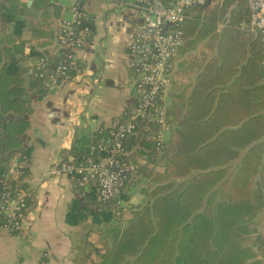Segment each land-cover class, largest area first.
<instances>
[{
    "label": "trees",
    "instance_id": "trees-1",
    "mask_svg": "<svg viewBox=\"0 0 264 264\" xmlns=\"http://www.w3.org/2000/svg\"><path fill=\"white\" fill-rule=\"evenodd\" d=\"M51 1L34 0L32 8L40 15L30 16L31 22L17 19L12 12L6 18L15 27L6 35L7 47L0 51V196L6 186L16 191L26 184L32 148L24 139L33 108L31 100L23 98L28 69L22 61L47 55L37 47L26 55L25 46L34 39L40 47L53 41L52 14L45 7ZM7 2L12 6L15 0ZM55 4L58 11L60 5ZM209 5L203 15L182 24L184 50H200L206 63L181 121L185 127L162 150L169 163L162 180L182 181L160 185L151 206L126 228L113 229L116 246L102 264H264L256 251L264 247V230L259 229L264 212V41L240 26L250 20L246 0ZM226 15V25L218 31ZM34 76L31 87L41 93L47 89L44 80L35 71ZM135 121V133L125 140L127 151L140 124L155 123ZM108 137L106 143L111 130ZM88 141L87 136L79 140L84 145ZM79 142L75 148L84 153L73 160L102 157L91 147L81 148ZM96 142L103 141L100 137ZM243 149L240 167L227 177L228 165ZM13 163L24 164L25 173L10 180ZM90 189L95 192L94 185ZM123 193L108 202L110 207L123 199Z\"/></svg>",
    "mask_w": 264,
    "mask_h": 264
},
{
    "label": "crops",
    "instance_id": "crops-1",
    "mask_svg": "<svg viewBox=\"0 0 264 264\" xmlns=\"http://www.w3.org/2000/svg\"><path fill=\"white\" fill-rule=\"evenodd\" d=\"M75 2L88 10L94 21L90 40L76 51L77 68L70 70V77L59 79L57 84L46 85L43 81L47 89L39 93L31 84L35 80L34 65L40 57L30 56L22 61L28 69L25 96H29L27 100H31L33 108L24 140L32 150L29 171L23 179L25 187L18 188L31 199L32 225L29 230L17 233L0 231V264H39L42 260L47 264H102L103 257L111 256L116 246L113 229L126 228L138 213L151 206L160 185L182 181L171 177L163 181L161 177L169 165L162 150L185 127L181 121L206 63L200 50H184L186 39L172 60L170 85L163 98L169 123L163 144L156 145V123L140 124L137 138L128 145L126 157L134 172L121 201L110 207L92 189H83L64 174L51 173L56 163L82 156L84 152L75 148L81 138H89L85 145L79 142L81 148L92 149L96 145L92 143H98L96 139L108 141L116 119L128 121L136 117L138 90L130 64L133 25L138 17L135 0H52L45 7L52 14L53 41L40 47L34 39L26 44L25 54L37 47L51 62L58 63L61 59L57 47L58 20L71 17V5ZM33 3L34 0H15L12 12L7 0H0V51L7 47L6 35L15 27L14 21L6 19L7 15L12 12L17 19L32 20L30 16L40 15L32 8ZM54 3L60 5L58 11ZM204 9L195 11L191 17L200 16ZM53 69L51 64L49 71ZM245 152L241 150L240 157L228 165L227 177L238 170ZM18 178L11 175L10 180ZM260 216L259 229L264 230V212ZM105 218L109 220L106 222ZM256 251L258 258L264 260V247L259 246Z\"/></svg>",
    "mask_w": 264,
    "mask_h": 264
},
{
    "label": "built area",
    "instance_id": "built-area-1",
    "mask_svg": "<svg viewBox=\"0 0 264 264\" xmlns=\"http://www.w3.org/2000/svg\"><path fill=\"white\" fill-rule=\"evenodd\" d=\"M251 15L249 21L240 26L259 35L264 41V0H246ZM138 17L133 25L130 43L131 67L138 90L136 117L124 121L116 119L111 126L109 142L92 146L101 152L96 159L88 156L82 160H63L56 163L51 173L64 174L83 189L95 187L101 202L107 203L119 196L131 179L134 166L126 159L125 140L135 133V120L154 121L157 124L155 141L157 147L163 144L164 131L168 129L167 108L164 94L170 85L171 63L184 43L183 22L192 14L205 8L211 0H135ZM93 15L80 3L71 5V17L58 20L57 47L62 58L50 72L47 56L40 57L35 65V74L44 83L57 84L59 79L70 77V70L77 68L76 51L83 48L93 34ZM224 24H220L222 27ZM49 71V73H48ZM79 74L81 69L78 68ZM24 164L16 163L10 174L21 176ZM30 197L22 190L5 187L0 196V231L17 233L29 230L31 207ZM39 264H47L45 260Z\"/></svg>",
    "mask_w": 264,
    "mask_h": 264
},
{
    "label": "rangeland",
    "instance_id": "rangeland-1",
    "mask_svg": "<svg viewBox=\"0 0 264 264\" xmlns=\"http://www.w3.org/2000/svg\"><path fill=\"white\" fill-rule=\"evenodd\" d=\"M222 1H225V0H213V1L211 2V4L209 5V8L213 7V6H214V5H213L214 3H219V2H222ZM7 10H9V9L7 8ZM9 11H12V12L14 11V6H13V5L11 6V8H10ZM203 14H204V13H203V11H202V13L200 14V16L203 15ZM227 17H228V15H226V16L224 17L225 19H223L222 21H220V22L218 23V24H219V30H218V31H221V30H222L221 28L224 27V26L226 25V21H227L226 19H227ZM221 23L224 24L222 27L220 26Z\"/></svg>",
    "mask_w": 264,
    "mask_h": 264
},
{
    "label": "water",
    "instance_id": "water-1",
    "mask_svg": "<svg viewBox=\"0 0 264 264\" xmlns=\"http://www.w3.org/2000/svg\"><path fill=\"white\" fill-rule=\"evenodd\" d=\"M30 2H31V1H30ZM27 89H28V88H27ZM23 98H24V99H29V96H24Z\"/></svg>",
    "mask_w": 264,
    "mask_h": 264
}]
</instances>
